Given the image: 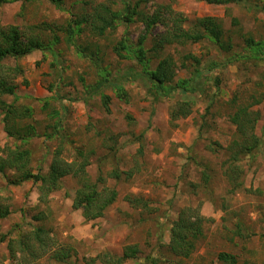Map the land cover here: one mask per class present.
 I'll return each mask as SVG.
<instances>
[{
  "label": "rangeland",
  "instance_id": "374dc122",
  "mask_svg": "<svg viewBox=\"0 0 264 264\" xmlns=\"http://www.w3.org/2000/svg\"><path fill=\"white\" fill-rule=\"evenodd\" d=\"M152 1L150 10L156 4H166L180 12L186 19L185 28L195 18L215 17L232 53H244L248 38L264 44V0H246L243 5ZM99 3L111 9L121 7L120 0H63L61 9L48 0H11L0 5L1 26L30 32L34 26L50 25L54 32L42 31L43 40L58 38L51 51H32L16 62L24 70L15 80L17 103L32 108V120L26 121L35 126L38 135L25 145L31 153V169L45 173L58 148L67 161L77 158L76 151L81 150L88 160V179L99 189H113L117 194L101 217L86 221L80 210L72 208L74 178H63L61 188L44 202L32 181L12 185L0 175V204L9 209L8 216L0 219V237L6 235L0 242V264H15L9 258L7 240L33 227L48 232L45 237L53 249L60 245L70 248L64 264H101L100 258L105 259L102 253L121 256L126 246H135L137 253L122 264H147L150 255L180 264H217L220 252L235 255L237 264H264V57L240 59L205 72L211 60L222 61L225 54H218L206 41L171 45L164 54L172 55L176 62L174 81L188 78L194 69L190 62L186 68L181 66L184 55L201 58L198 69L203 72L195 78L197 91L187 95L177 91L155 100L144 80L129 79L119 82L125 95L118 99L114 88L94 91V87L102 70L110 81L131 68L140 71L134 61L116 57L113 47L125 33L136 43L144 34L142 24L118 25L102 37L83 30L73 35L71 43L64 30L67 23L90 13ZM151 32L144 41L146 48L151 45V35L161 33L162 28ZM101 94L109 97L108 111ZM251 97L259 100L251 109L260 115L254 130L260 146L239 162L241 176L232 182L222 167L226 159L222 149L234 139L228 115L236 104L250 103ZM46 99L48 109L44 110ZM5 100L11 102L13 97ZM182 100L192 102L191 113L170 121V108ZM14 142L0 121V148ZM112 170L121 173L119 179L111 176ZM203 174L208 175L206 183ZM183 207L198 209L202 235L189 257H171L166 247L169 228ZM47 256L38 264H57Z\"/></svg>",
  "mask_w": 264,
  "mask_h": 264
},
{
  "label": "trees",
  "instance_id": "16d2710c",
  "mask_svg": "<svg viewBox=\"0 0 264 264\" xmlns=\"http://www.w3.org/2000/svg\"><path fill=\"white\" fill-rule=\"evenodd\" d=\"M11 0H0V5ZM57 9H61L63 0H48ZM210 5H243L246 0H197ZM121 7L111 9L109 5L99 3L92 7L90 13L83 14L70 21L64 29L67 33V41L72 42L73 35H78L83 30L91 32L97 37H102L107 32L115 31L118 25H128L130 23H141L144 27V34L138 37L136 43L124 34L113 47L115 56L120 59H130L140 66V71H127L118 79L110 81L107 73L103 70L99 82L95 85L94 91H98L104 86L114 88L115 96L124 99V90L119 83L121 80L141 79L146 82L154 92L155 100L161 97L170 96L174 92H181L187 95L188 92L197 91V77L201 76L203 70L198 69L201 58L193 54L183 56L181 66L186 68V62H190L192 73L188 78L174 81L176 76V62L172 55L164 54L168 46H185L206 41L212 45L218 54H225L222 61L211 60L208 63L210 72L220 65L226 66L243 59H261L264 57V44L254 41L251 38L245 40L246 50L244 53H232L230 41H224V29L221 22L215 17L203 16L195 18L192 25L185 28V17L180 12H175L169 5L156 4L149 8L152 0H120ZM264 10V5L261 7ZM42 25V24H41ZM40 26V25H39ZM44 28L34 26L30 32L21 31L18 27L0 25V121L7 137L13 141L12 146L5 145L0 148V175L7 178L12 185H20L24 182L32 181L39 192V199L46 201L52 192L61 188V181L65 177H72L76 181V188L72 198V208L80 210L82 217L86 221H93L101 217L104 211L116 200V192L113 189L98 188L97 183H92L86 174L85 168L88 166L87 156L81 150L76 151L77 158L67 161L62 157L61 149L54 151L48 169L45 173H34L31 169V153L25 145L36 136V128L26 120H32L33 110L29 105L17 103L16 78L22 77L23 68L16 62L31 53L32 51H51V44H55L57 37L43 40L42 31H53L50 25ZM162 28L161 33L151 35V45L146 48L144 41L146 35L151 33L152 28ZM54 32V31H53ZM51 32V33H53ZM163 53V54H162ZM160 55V58H158ZM156 60L154 67L151 62ZM184 60V61H183ZM15 62L10 65V62ZM12 96L13 100L7 102L5 97ZM103 104L108 111L109 97L101 94ZM250 103H239L228 115V121L234 126V139L222 150L226 159L223 161V174L231 177V181H238L241 176V166L239 162L243 157H251L260 146V138L255 133V125L260 115L258 111L251 108L258 104L259 100L251 97ZM234 102V101H233ZM48 109L47 99L42 107ZM192 111V102L188 100L177 101L169 110V120L176 121L187 117ZM55 112V111H54ZM49 115V118H53ZM57 115L58 113L55 112ZM57 123L55 127H58ZM57 129V128H56ZM16 142H19L17 144ZM218 148H222L220 145ZM226 166V167H225ZM114 179L120 178V172L111 171ZM102 181L103 178L99 177ZM208 175L203 174V181L206 183ZM240 183H238V186ZM139 199H133L138 202ZM141 201V200H140ZM9 209L0 204V219L7 217ZM38 220V216H35ZM202 218L198 209L183 207L179 210L177 217L172 220L169 228V240L167 252L171 257L187 258L195 249L196 240L202 235ZM48 232L42 227H33L28 232L20 233L7 240V250L10 260L15 264H38V260L48 255L47 259L54 260V263L64 264L70 256V248L60 245L53 249L49 239H46ZM6 235L0 237V242H4ZM51 249H53L51 251ZM135 246H126L121 256H111L102 253L101 264H122L128 258L136 256ZM217 264H237L235 255L220 252L217 257ZM147 264H180L178 261L158 256H147Z\"/></svg>",
  "mask_w": 264,
  "mask_h": 264
}]
</instances>
